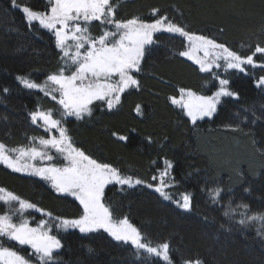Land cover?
Segmentation results:
<instances>
[{
	"label": "trees",
	"instance_id": "16d2710c",
	"mask_svg": "<svg viewBox=\"0 0 264 264\" xmlns=\"http://www.w3.org/2000/svg\"><path fill=\"white\" fill-rule=\"evenodd\" d=\"M17 2L36 10H46L47 5V0ZM117 3L118 20L139 17L153 22L157 17L152 10L159 9L158 16L167 15L186 30L224 43L242 56L252 54L257 44L264 46V0ZM104 28L94 22L91 32L99 36ZM155 38L157 43L146 52L142 71L135 74L140 80L139 90L125 92L112 109L106 103H94L91 116L81 120L67 117L64 126L74 145L85 154L116 167L122 175L153 185L109 186L104 202L111 206L115 219L127 217L153 244L168 242L174 264L197 257L203 264H264V228L259 222L240 225L244 209L237 207L247 204L249 215L264 214V87L256 83L264 77V68L245 65L246 73L214 68L213 73L227 78L228 88L239 98L224 97L211 119L194 125L171 98H179L181 88L212 96L219 90V81L213 73L199 71V65L178 54L186 48L183 38L167 33H157ZM61 56L50 31L35 23L29 27L12 0H0V142L16 147L27 145L32 137H49L31 122L30 113L52 110L59 118L60 105L38 90L23 87L17 77L43 83L64 66ZM254 59L264 64V54H256ZM165 161L172 164L168 170L172 186L165 189L171 200L154 190ZM51 163L62 166L64 161L58 158ZM153 176L158 179L153 180ZM0 187L54 217L74 219L82 215V206L57 193L49 182L13 172L3 164ZM213 189H222L219 203L210 199ZM184 193L192 197L191 211L174 202ZM229 206L235 212L225 216ZM52 234L63 245L55 254L56 264H163L103 232L55 229ZM3 243L31 258L28 248L8 240Z\"/></svg>",
	"mask_w": 264,
	"mask_h": 264
},
{
	"label": "snow or ice",
	"instance_id": "6c2138e0",
	"mask_svg": "<svg viewBox=\"0 0 264 264\" xmlns=\"http://www.w3.org/2000/svg\"><path fill=\"white\" fill-rule=\"evenodd\" d=\"M12 4L23 13L29 27L35 23L55 36L64 66L49 74L43 83L24 76L17 77L23 87L38 90L56 101L60 105L59 118L53 115L52 110L37 109L30 113L31 122L42 127L49 137H32L27 145L16 147L0 142V164L16 173L37 176L49 182L57 193L74 197L82 206V215L74 219L54 217L37 204L0 187V204L6 206L5 211L0 213V264H32L30 259L13 247L5 246L4 240L29 246L39 264H56L55 254L63 245L52 234L53 227L63 231L78 229L81 233L103 230L115 241L131 244L138 254L143 252L163 264H174L168 242L153 244L127 217L115 219L111 206L104 202V191L110 184L130 188L141 184L153 188V185L133 176L122 175L116 167L85 154L74 145L63 121L67 117L81 120L91 116V106L96 101L104 102L108 109H112L120 104L125 92L139 90L141 84L135 74L142 71L146 52L157 43V33L183 38L186 48L178 54L199 65V71L204 73H213L214 68L246 73L245 65L264 68V64H257L254 59L256 54H264V46L257 44L252 54L242 56L224 43L186 30L167 15L158 16L159 9L152 10V15L157 17L153 22L139 17L118 20L117 0H47L46 10L33 9L17 0H12ZM94 22L105 26L99 36L91 32ZM213 76L219 81V90L214 95H198L181 88L180 97L171 98L172 104L186 110L194 125L205 117L211 118L222 97L239 98L228 88L230 81L227 78L222 79L215 73ZM256 83L257 87H264V77ZM3 91L7 93L8 89L4 88ZM136 111L140 112L139 106ZM119 139L127 138L120 136ZM58 158L65 162L62 166L51 163ZM165 165L159 176V186L154 190L165 200H171L165 188L171 187L172 183L164 177L169 175L172 164L165 161ZM152 179L157 180L158 177L153 176ZM221 191H211L210 199L214 203H219ZM174 202L186 211L192 210V197L188 193ZM237 207L244 209L240 213V225L259 222L264 228V214L249 215L247 204ZM30 210L48 219H42L32 226L31 218L25 216ZM234 212L235 209L229 206L224 215L229 216ZM50 220L57 223L50 224ZM183 264H203V261L198 257L189 258L184 259Z\"/></svg>",
	"mask_w": 264,
	"mask_h": 264
},
{
	"label": "rangeland",
	"instance_id": "374dc122",
	"mask_svg": "<svg viewBox=\"0 0 264 264\" xmlns=\"http://www.w3.org/2000/svg\"><path fill=\"white\" fill-rule=\"evenodd\" d=\"M199 55H203L202 53H200ZM190 61H192V60H190ZM193 62V61H192ZM196 64V63H195ZM214 95V94H213ZM224 97H222L221 98V100L223 99ZM97 102H101V101H96V102H94V103H97ZM93 103V104H94ZM102 103H104V102H102ZM174 105V104H173ZM175 106H177V105H175ZM182 110L185 112V114H186V110L185 109H183L182 108ZM214 115H215V113H214ZM213 115V116H214ZM212 116V117H213ZM211 117V118H212ZM69 118H75V117H69ZM211 118H209V117H205L203 120H206V119H211ZM76 119V118H75ZM198 121H201V120H198ZM45 163H47V162H45ZM65 163V162H64ZM170 175H168V176H166V177H164V179L165 180H167V181H170V177H169ZM158 183H159V181H158ZM112 185H118V184H110V185H108L107 187H109V186H112ZM106 187V188H107ZM105 188V189H106ZM168 188V187H167ZM166 189V188H165ZM167 190V189H166ZM62 195H65L66 196V194H62ZM67 196H69V195H67ZM71 198H73L74 200H76L74 197H72V196H70ZM78 203H79V201L78 200H76ZM5 209H6V206L5 205H3V204H0V213H3L4 211H5ZM25 216H27V217H30L31 218V223H32V226H35L36 225V223L38 222V221H40V220H42V219H48V218H41V217H39L38 215H37V213L35 212V211H28V212H26L25 213ZM49 223L50 224H53V225H55L57 222L56 221H54V220H50L49 221ZM55 229H57V228H55V227H53V230H55ZM58 230V229H57ZM74 230H78V229H69L68 231H74ZM63 231V230H62ZM79 231V230H78ZM99 232H103V233H106V232H104L103 230H101V231H99ZM106 234H108V233H106ZM111 237V236H110ZM112 238V237H111ZM113 239V238H112ZM131 245V244H130ZM21 247H26V248H28L29 250H28V253H29V255L31 256V258H30V260L32 261V264H39V261L37 260V257L34 255V254H32V249L29 247V246H21ZM60 251V250H59ZM58 251V252H59ZM32 257H34V259H32ZM29 259V258H28Z\"/></svg>",
	"mask_w": 264,
	"mask_h": 264
}]
</instances>
